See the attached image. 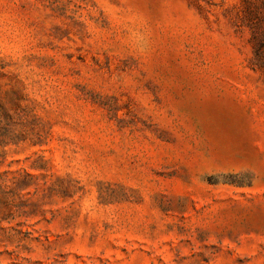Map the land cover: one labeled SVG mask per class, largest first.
I'll return each mask as SVG.
<instances>
[{
    "label": "rangeland",
    "instance_id": "374dc122",
    "mask_svg": "<svg viewBox=\"0 0 264 264\" xmlns=\"http://www.w3.org/2000/svg\"><path fill=\"white\" fill-rule=\"evenodd\" d=\"M243 1L0 0V264H264Z\"/></svg>",
    "mask_w": 264,
    "mask_h": 264
},
{
    "label": "trees",
    "instance_id": "16d2710c",
    "mask_svg": "<svg viewBox=\"0 0 264 264\" xmlns=\"http://www.w3.org/2000/svg\"><path fill=\"white\" fill-rule=\"evenodd\" d=\"M243 25L251 32L252 47L250 66L264 72V0H244L242 3Z\"/></svg>",
    "mask_w": 264,
    "mask_h": 264
}]
</instances>
